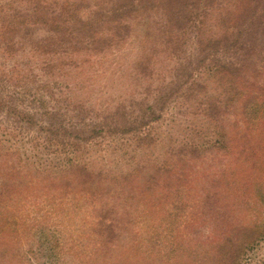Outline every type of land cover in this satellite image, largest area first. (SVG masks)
I'll return each mask as SVG.
<instances>
[{
	"label": "rangeland",
	"instance_id": "1",
	"mask_svg": "<svg viewBox=\"0 0 264 264\" xmlns=\"http://www.w3.org/2000/svg\"><path fill=\"white\" fill-rule=\"evenodd\" d=\"M125 2L82 0L87 7L80 12ZM152 2L159 9L131 14L120 24L126 36L107 48L100 35L76 36L79 41L68 44L28 25L23 0H0V20L19 16L26 23L12 50L0 51V92L28 104L25 111L38 121L70 123V139H88L70 169L71 147L48 145L36 127L17 128L11 136L0 115V264H264V0L251 7L263 25L243 41L248 55L236 57L245 65L238 83L246 97L211 117L207 104L225 102L218 93L225 83L202 84L204 94H182L178 84L193 68L201 75L203 65L223 56L212 54L197 65L195 31L183 21L176 27L182 8L174 0ZM246 25L242 21L238 30ZM172 36L181 42L176 47L168 42ZM43 39L53 46L37 49ZM172 89L176 95L162 104ZM212 92L220 97L210 98ZM154 99L164 108L150 124L156 148L148 138L150 149L137 154L132 134L91 135L106 131V120L121 128L120 114L126 122L148 115L145 104ZM248 105L262 106L260 123L247 124L253 117ZM216 136L229 141L228 151L167 152L170 139L202 147Z\"/></svg>",
	"mask_w": 264,
	"mask_h": 264
},
{
	"label": "trees",
	"instance_id": "2",
	"mask_svg": "<svg viewBox=\"0 0 264 264\" xmlns=\"http://www.w3.org/2000/svg\"><path fill=\"white\" fill-rule=\"evenodd\" d=\"M55 1L23 0L26 15L21 16L26 20L31 18V22L28 25L42 26L46 29L47 33L51 34V36L66 38L68 44L72 42L77 43L79 39H77L76 36L83 37L84 40H93L100 35L98 42L101 43V46L107 48L112 45H117V42L109 44L110 42L116 40L122 41V35L126 36L120 24L124 23V21H131L133 18H129L131 14H133L134 17H138L144 13L143 11H157L161 5H158V3L154 5L152 2L153 0H151V2L149 0L146 2L141 0H126L125 3H129L128 5L119 4L117 8L105 7L104 9H100L101 11H98L99 9L94 10L95 7L90 6V9L86 11L85 14H81L80 10L83 7H87V5L80 6L82 5V0H73L71 4L69 2L67 3L68 0H63L65 8L60 4H57L58 6H56V3L62 4V0ZM174 1L177 6L182 8V13L184 14L183 19L180 22H177L176 27H181L183 22H185V24L190 23V27L195 31L196 36L194 39L196 43V51L198 52L197 56H199V58L197 57L196 59L197 65L202 64L205 59H207L205 62H209L208 57L211 58L212 54H214V56L221 55L224 57V59L222 57V60L219 58H216L215 60L213 59L211 65H203L202 69H204L201 75H198L201 73V70L195 75L196 69L193 68L190 70L191 74H186L187 78L178 84V89H182V94H185L186 92L204 94L206 88L204 85L202 86V84L209 83L210 80L215 79L224 82V86L222 84V92L220 91L218 93H221L225 102H222V104H207L208 111L210 110L207 115L211 117L214 115L216 109H222L223 105L227 103H230V106L233 104L235 105L246 97L245 92H243L241 85L238 83L242 80L241 76L245 65L242 63L241 68L238 65L236 57H239L242 51H245L248 55L247 50L245 49L246 44H244L243 41L246 40V42H250L247 37L252 36L254 34L253 28L255 26H262L263 22H257L259 17L255 14L256 12L252 13L251 7L253 0H227L222 3H217L218 0H192L191 2L189 0ZM77 5L78 7H76ZM97 15V19L90 21V18L97 17ZM172 16H174V14H172ZM244 20L247 23L245 30H238V26ZM23 21L24 19L19 16H11L10 18L5 17L0 20V51L5 53L12 50L14 38L19 37L22 27L26 24ZM47 40L51 39H43V41L37 42V49L52 47L53 45L50 44L43 45ZM168 42L172 47H176L181 43L179 38L174 36L170 37ZM43 51L44 50H42V53H44V55L52 53L49 51ZM57 51L58 49H55L53 53L57 54ZM205 54H207L206 57ZM206 74L208 76H206ZM171 92L172 94L176 93L173 89ZM212 93L213 96L210 98L215 95L216 97H220L216 92ZM15 95L18 94L15 92ZM175 95L176 94L170 96V94H168L167 98L163 99L164 102L161 103L164 104L166 101L169 102ZM159 100L161 101V98H159ZM158 103L160 102L154 99V102L145 104L148 111L143 112H149V114H138L135 118L128 120L127 122L124 120L126 114H120L118 118L122 120L123 123L121 128H116L114 125H117V123L114 124L112 121H110L112 122L111 126L108 125L106 122L107 120L104 122L102 121L101 123H103L102 125H105L106 131L100 127L101 132L98 133L96 129H93L91 135H95L93 137L103 140L105 138V133H118L120 135L132 134L130 141L131 144L137 148V154L144 151L145 148H148L147 146H149L150 149V145L152 144H148L147 139L149 138L152 141L153 138L154 144L151 148L154 149L156 148L157 142L154 137H151L153 127L150 124L157 123L162 118V113L164 111V108L157 107ZM27 105L28 104L18 102L17 99L14 100L12 95H3L0 92V115L2 119H5L6 126L4 128L8 134L14 136L15 132H17V128L23 132L25 129L31 127H36L39 131L44 130L46 133V140L44 142L48 145L58 143L63 151L66 147H71L72 150L75 151L74 160L68 158L70 160L68 161V167L71 169L76 166L79 163L77 153H79L78 151L80 147L82 148L81 144L86 143L88 139H81L78 136L70 139V130H73V128L75 129L73 126L70 129V123L49 119L43 122L38 121L35 115H32L31 112L25 111ZM260 108H262L261 105H248L246 107V113L253 112L251 114L253 117L249 118L247 124L255 125V122H257V124L261 122L260 120L263 119V117ZM217 113L220 114L221 112L217 111ZM131 115L132 112L127 114L128 117ZM34 120H36V122H34ZM21 125L25 128H22ZM110 127L113 128L112 132L110 131ZM93 131H95V133H93ZM216 137V140L213 142H205L202 147H198V145L196 146V143L180 138H175V140L170 139L167 152L171 151L174 153L173 155L171 154L172 157H179V155H194L199 151V153H202L217 149L218 146L220 147V150L228 151L229 141H224L222 136ZM74 141H77L80 146H77ZM32 146L35 147L37 144H34L33 142ZM203 148L206 149L203 150ZM0 150H5V148L2 147V141H0ZM252 241L253 240H250L248 245L252 243ZM240 246L241 244L238 247ZM222 256L225 257V253H222Z\"/></svg>",
	"mask_w": 264,
	"mask_h": 264
}]
</instances>
